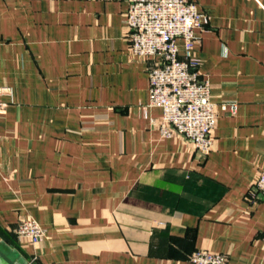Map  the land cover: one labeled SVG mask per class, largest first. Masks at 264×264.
Listing matches in <instances>:
<instances>
[{
	"label": "crops",
	"instance_id": "obj_1",
	"mask_svg": "<svg viewBox=\"0 0 264 264\" xmlns=\"http://www.w3.org/2000/svg\"><path fill=\"white\" fill-rule=\"evenodd\" d=\"M194 54L217 105L200 154L152 119L128 0H0V264H264V0H193ZM235 102L237 112L220 104ZM35 219L46 239L21 244Z\"/></svg>",
	"mask_w": 264,
	"mask_h": 264
},
{
	"label": "built area",
	"instance_id": "obj_2",
	"mask_svg": "<svg viewBox=\"0 0 264 264\" xmlns=\"http://www.w3.org/2000/svg\"><path fill=\"white\" fill-rule=\"evenodd\" d=\"M126 24L130 50L134 56L158 57L150 68V106L162 115L152 119L164 136L176 133L192 141L195 149L207 155L215 147L217 105L211 99V84L200 70L201 60L194 54L197 30L209 23L208 16L193 0H128ZM8 86H0V112L7 106ZM225 113L237 112L235 102L221 103ZM252 197H264V171L253 184ZM21 244L39 243L44 228L33 218L22 220L17 229ZM227 255L195 251L189 264H226Z\"/></svg>",
	"mask_w": 264,
	"mask_h": 264
},
{
	"label": "rangeland",
	"instance_id": "obj_3",
	"mask_svg": "<svg viewBox=\"0 0 264 264\" xmlns=\"http://www.w3.org/2000/svg\"><path fill=\"white\" fill-rule=\"evenodd\" d=\"M22 220H24V219H22ZM22 220H21V221H22ZM21 221H20V222H21ZM20 222L18 223V225H17L16 228L14 229L15 235L17 234V229H18V226H19ZM16 236H17V235H16ZM45 237H46V236H45ZM45 239H46V238H45ZM43 241H44V240H43ZM41 242H42V241H41Z\"/></svg>",
	"mask_w": 264,
	"mask_h": 264
},
{
	"label": "water",
	"instance_id": "obj_4",
	"mask_svg": "<svg viewBox=\"0 0 264 264\" xmlns=\"http://www.w3.org/2000/svg\"><path fill=\"white\" fill-rule=\"evenodd\" d=\"M11 264H13V263H11Z\"/></svg>",
	"mask_w": 264,
	"mask_h": 264
}]
</instances>
